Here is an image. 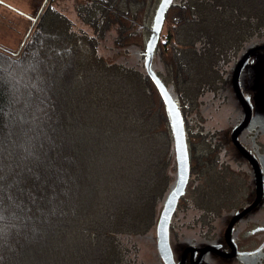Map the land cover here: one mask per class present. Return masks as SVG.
<instances>
[{
    "label": "trees",
    "instance_id": "obj_1",
    "mask_svg": "<svg viewBox=\"0 0 264 264\" xmlns=\"http://www.w3.org/2000/svg\"><path fill=\"white\" fill-rule=\"evenodd\" d=\"M46 2L19 50L0 46V264H139L133 238L156 230L177 175L148 62L184 129L183 226L203 229L245 206L252 171L200 128V107L264 45V0H173L150 61L161 0H85L82 33ZM111 29L117 46L140 49L144 70L98 55Z\"/></svg>",
    "mask_w": 264,
    "mask_h": 264
},
{
    "label": "rangeland",
    "instance_id": "obj_2",
    "mask_svg": "<svg viewBox=\"0 0 264 264\" xmlns=\"http://www.w3.org/2000/svg\"><path fill=\"white\" fill-rule=\"evenodd\" d=\"M50 4L62 15L68 18L76 33H82L79 32V29H87L91 31V29L81 21L78 15V9L85 4V0H51ZM46 5V0H0V46L12 51L19 50L23 42H25L26 38L31 33L33 27H35L37 20L33 22V19L37 17L39 12H41ZM115 35L116 33L114 29H111L105 33L104 37L98 40V55L102 58L125 64L136 69H139L142 66L144 70L145 66L143 64L140 49L138 47L129 48L117 46L114 41ZM261 46L264 45H258L255 47ZM157 67L158 64L156 62L151 64L153 70ZM239 84L244 95L249 97L250 105L253 110L252 120L241 135V137L244 136L242 138V145L244 147L247 146L252 153L258 155L257 158L263 175L262 179L264 181L263 49L256 50L248 57L240 71ZM229 85L231 86V83H229ZM200 116V128H204L208 135L212 134L213 136H217L224 146V152L227 153V158L229 160L231 159L240 162L241 170L249 171V168L244 164L243 159L231 144L230 137L232 132L243 121L244 117L243 110L231 89L225 85L218 89L214 94L205 96L200 107ZM250 135H254V137H251ZM260 151H263V153L259 154ZM215 153L217 154L218 152ZM174 174L175 170L172 171V176ZM175 179L177 181V175H175ZM233 192H237V190H234ZM260 206L264 207V197L260 202ZM260 212V207L254 209L247 217L239 222L240 224H238H243L247 219L252 220V218H254L255 220ZM262 216L264 218V213ZM221 218V227H223L229 222V216L226 215ZM185 234V237L181 240L183 245L190 244L189 242H191V237H189L188 231ZM194 242L195 241H193V243ZM133 243L137 249L135 255L139 264H164L158 250V237L156 230H151L143 236L133 238ZM196 243L197 241L195 244ZM256 258V255H246L238 256L236 259L226 261L218 260L215 256L206 254L202 264H250Z\"/></svg>",
    "mask_w": 264,
    "mask_h": 264
},
{
    "label": "water",
    "instance_id": "obj_3",
    "mask_svg": "<svg viewBox=\"0 0 264 264\" xmlns=\"http://www.w3.org/2000/svg\"><path fill=\"white\" fill-rule=\"evenodd\" d=\"M173 0H161L157 11H156V15L154 18V26H153V35L148 43L147 46V52L149 54V61L152 59L153 57V51L156 45V37L158 35V32L160 30L161 27V23H162V19H163V14L165 12V9L168 7V5L172 2ZM260 49H264V46L261 47H253L251 49H249L241 58L240 60L237 62L233 74H232V79H231V83H232V87H233V91L235 94V97L238 101V103L240 104L243 113H244V117H243V121L233 130L232 135L230 137L231 139V143L233 144V146L235 147V149L239 152L240 155H242L247 162L251 165L252 170L254 172V176H255V186H256V191H255V198L253 200V202L245 207L243 210H241L240 212H237L234 214V216L232 217V219L230 220L226 231H225V241L227 243H230V234L232 231V228L234 226V224L242 217L244 216L246 213H248L250 210H252L260 201L261 197H262V192H263V179H262V174H261V170L260 167L258 165V162L256 160V158L254 156H252V154L246 150L239 141V135L240 133L250 124L252 117H253V110L252 107L250 105V99L248 97H245L241 91L240 88V84H239V74L240 71L244 65V63L246 62V60L248 59V57L255 52L256 50H260ZM146 70L147 73L150 75V77L154 80L155 84L157 85L162 98L167 106L168 112H169V116H170V121L172 124V128H173V138H174V143H175V156H176V164H177V181H176V185L174 190L172 191V193L169 195V197L167 198L166 202L163 205V208L160 212L159 218H158V222H157V229H156V234L158 237V250L160 253V257L162 259V262L164 264H175L174 260H173V255L172 252L170 250V245H169V224H170V220L171 217L177 207L178 201L180 199V197L183 196L184 191H185V187L186 184L188 182V178H189V159H188V153H187V145H186V140H185V136H184V129H183V125H182V121L180 118L179 113L177 112L174 104L172 103V100L170 99L167 91L165 88H163L159 82L155 79L154 75L152 74V71L150 69V62L147 63L146 65ZM230 248L232 249V253L229 255H223L218 253V251H216V249L212 246H208L202 249H199V262L197 264L200 263V259L202 257V254L204 252H215L217 254L222 255L225 258H232L235 256L236 252L235 249L233 251V246ZM189 251L191 253V259H192V255H193V249H185V251L182 254V257L179 261L178 264H184V256L186 254V252Z\"/></svg>",
    "mask_w": 264,
    "mask_h": 264
},
{
    "label": "flooded vegetation",
    "instance_id": "obj_4",
    "mask_svg": "<svg viewBox=\"0 0 264 264\" xmlns=\"http://www.w3.org/2000/svg\"><path fill=\"white\" fill-rule=\"evenodd\" d=\"M231 79H232V77H231ZM231 79H230L229 83H231ZM229 83H226L225 85L228 86V88L231 89V91L234 94L232 83H231V86L229 85ZM243 95H244V93H243ZM244 96L247 97L246 95H244ZM244 130L239 135V141H240L241 145H242V138L244 137V136L241 137V134L244 133ZM244 148L246 150H248L252 154V156L255 155L254 153H252V151L247 146H245ZM239 156L243 159L244 164L247 165L249 170L252 171V174L249 173V178H251L250 180H252L253 178H254V180L251 183L249 180L250 190L253 192L252 198L249 200V202L245 206H243L237 212H240L241 210H243L245 207L249 206L253 202V200L255 198V191H256L255 176H254V172L252 170V167L242 155L239 154ZM257 156L258 155H255L254 157L256 158V160L258 162ZM258 165L260 167L259 162H258ZM260 170H261V167H260ZM242 172H246V171L242 170ZM261 174H262V171H261ZM263 197H264V183H263L262 197H261L260 201L258 202V204L252 210H250L248 213H246L244 216H242L234 224L232 231H231V234H230V243H227L225 241L224 235H225V231H226V228H227L230 220L232 219L234 214L237 212H234L232 214V216L228 215L229 216V220H228L229 222L227 224H225L223 227H221V220L216 219L213 221V223L211 225H208L206 228L202 229L199 226L197 227V225L195 223H193V225L191 227L183 226L184 225L183 221L185 219L179 216V212L177 211L178 207H176V209H175V211L171 217L170 224H169V231H168L169 232V245H170V250H171L172 255H173L174 263L175 264L179 263L185 249H188V250L193 249L194 251H193L192 259H191V253L189 251L186 252V254L184 256V264H197L199 262L198 250L205 248V247H208V246L214 247L216 249V251H218V253L223 254V255L231 254L232 249L230 248V246L231 247L233 246L234 247L233 251L235 249L236 254L232 258H225L222 255L217 254L215 252H211V251L204 252L202 254V257L200 259L199 264L203 263L204 257L206 254H211V255L215 256V258L218 260H226V261L236 259L238 256L256 255V257H258V253H261V251L262 252L264 251V218L262 216L264 213L263 212L264 207L260 206V202L263 199ZM259 207H260L261 212L259 213V216L256 217L255 220H254V218H252V220L247 219V220H245L246 222L244 221L243 224L239 225L240 224L239 222L242 219L247 217L254 209H257ZM183 217H185V216H183ZM156 229H157V226H156ZM187 231H188L189 237H191V242H189L190 244L183 245L181 240L185 237V235H186L185 233ZM193 241H195V242L197 241V243L195 244V242L193 243ZM258 258H260V259H258ZM258 258L253 260L250 264H264V257L260 256ZM218 264H220V263H218Z\"/></svg>",
    "mask_w": 264,
    "mask_h": 264
}]
</instances>
